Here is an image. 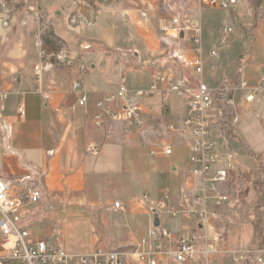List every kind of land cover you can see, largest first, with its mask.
<instances>
[{
  "label": "crops",
  "instance_id": "1",
  "mask_svg": "<svg viewBox=\"0 0 264 264\" xmlns=\"http://www.w3.org/2000/svg\"><path fill=\"white\" fill-rule=\"evenodd\" d=\"M181 1L185 7L175 15L188 14L194 26L204 24L206 56L222 40L227 26L235 31L218 58H206L207 86L235 81L243 74L251 83L264 76V0H248L244 12L243 0L231 12L201 6L196 0ZM12 2L14 15L23 16L18 21L12 14L19 25L9 33L0 14V93L8 94L0 112V178L12 184L13 196L26 186L41 191L40 203L28 205L23 221L34 240L46 239L50 248L62 245L75 255L103 247L122 253L127 264H137L133 255L137 250L154 254L161 264H177L168 252L188 234L197 235L201 253L186 264H200L203 258L206 264H232L233 252L264 243V171L258 170L259 163L264 169V94L255 105L238 97L239 133L247 149L236 146L241 173L231 189L236 197L233 213L219 207L222 221L204 229L197 214L187 212L180 199L182 189L202 194V179L190 174L192 154L185 146L186 136L167 130L171 123L182 125L187 104L158 81L159 75L172 70L178 84L197 85L186 65L192 57L190 37L178 35L171 21L175 15L161 22L160 27L169 29L163 35L135 0ZM30 9L48 21L41 42L37 40L40 25L28 19ZM72 17L77 21L70 25ZM60 54L67 55V62L58 61ZM172 55L178 68L169 62ZM44 59L54 68L38 80L34 69ZM83 63L84 74L78 70ZM123 78L132 91L154 83L161 88L153 96L137 99L144 107L142 129L132 121L112 125L110 112L96 107L101 94L117 88ZM79 79L88 92L85 108L72 92ZM174 96L180 104L172 105ZM20 105L24 116L18 113ZM99 114L106 124H98ZM166 147H171V155ZM243 187H248L244 195ZM145 196L159 207V227L173 233L162 250L151 236L155 216L151 205L143 202ZM116 202L125 209L116 211ZM172 211L177 215L172 216Z\"/></svg>",
  "mask_w": 264,
  "mask_h": 264
},
{
  "label": "built area",
  "instance_id": "2",
  "mask_svg": "<svg viewBox=\"0 0 264 264\" xmlns=\"http://www.w3.org/2000/svg\"><path fill=\"white\" fill-rule=\"evenodd\" d=\"M110 0H101L102 3ZM199 4L211 8H219L225 12L234 11L242 0H196ZM35 14V16H31ZM28 19L40 25L37 40L42 41L48 21H45L41 14L35 9H30ZM92 17V15L90 16ZM33 18V19H32ZM86 19V18H85ZM76 17L70 18V25L75 24ZM173 25L180 33L188 34L190 37V51L192 57L186 62L187 68L197 80L196 86H182L176 82V75L172 70L158 76V81L164 84L166 89L177 95L187 104V113L183 117L182 125L175 123L168 125L169 132H181L185 135V146L192 154L190 164V174L202 179V194L196 195L188 189L181 190V204L187 212H195L199 226L209 227L213 222H221L224 212L219 207H226L233 213V206L236 197L232 194V187L239 182L241 173V162L237 145L242 149H247L243 145L239 125L241 115L239 112L240 99L243 97L247 103L255 105L260 96L264 94V76L256 83L248 81L244 74L235 81L224 80L215 87H209L204 82L206 58H218L222 48L229 44L230 36L234 34L233 27H226L223 31L222 40L215 45L206 56L205 43L203 38L202 22L194 26L188 14L175 15L172 18ZM89 23V20L86 21ZM161 33L167 35L169 29L166 25L161 27ZM59 62H67V55L57 56ZM246 57H243V62ZM72 66L71 61L66 63ZM54 68L51 62L43 61L35 67L38 80H41L44 73L50 72ZM79 72L84 74L87 70L83 63L79 67ZM161 88L154 83L147 89L132 91L127 79L123 78L120 85L111 91L101 94L96 103V107L105 112H110L112 125L132 121L137 127L143 128L142 116L144 107L137 99L153 96L160 92ZM72 92L78 95L79 104L82 107L88 105V92L84 88L83 80H77L72 86ZM48 98V95H46ZM8 94L0 93V112L5 108ZM163 110L168 111V106L163 104ZM18 113L25 115V108L20 105ZM99 125L106 124L103 115L96 117ZM95 155L98 151L91 148ZM167 155L172 154L171 147H166ZM259 173L264 169L259 163ZM12 184L0 178V264H9L21 261L26 264H127L122 253L108 251L100 247L91 254L75 255L67 252L65 247L59 245L50 248L46 239L34 240L33 231L30 227L23 225L24 219L28 216V205H37L42 198L41 191L32 186H26L23 192L17 196L11 195ZM143 202L151 205V210L156 213L159 207L151 203L147 196ZM216 203V208H212V203ZM116 211L124 210L125 206L121 202L114 204ZM172 216L177 213L172 211ZM229 221V220H228ZM151 236L159 241L160 250L166 240L173 239V233L154 227ZM197 235H184L178 241L176 247L168 252L169 256L177 264H186L196 260L199 251ZM137 264H161L154 254L145 251H135L133 253ZM264 264V243L254 247L235 251L232 255V264Z\"/></svg>",
  "mask_w": 264,
  "mask_h": 264
},
{
  "label": "rangeland",
  "instance_id": "3",
  "mask_svg": "<svg viewBox=\"0 0 264 264\" xmlns=\"http://www.w3.org/2000/svg\"><path fill=\"white\" fill-rule=\"evenodd\" d=\"M135 1L137 2L138 8L143 9L145 13L151 16V19L153 20L154 23H156L160 32H161L160 30L161 22L164 21L165 19L170 20L173 17V15H175V13H180V11L182 10L181 8L185 7V5L182 4L181 0H135ZM248 7H249V1L243 0V12L246 11ZM13 8H14V4L12 0H0V14L2 16V19L6 22V25H4L3 23V28L4 30L9 31V33L13 32V28H17L19 25L17 22H15L14 17H12V14L14 15ZM14 16H16L18 21H20L22 20L23 15H21L20 12L19 14L17 13ZM23 21L27 23L24 17H23ZM244 24L246 25V23ZM16 36L17 35L14 34L15 39L17 38ZM180 46L182 47V45ZM170 102L172 103V105L180 104L179 99L175 96L170 98ZM37 237H42V234L37 233ZM200 264H206L204 258L202 259V262H200Z\"/></svg>",
  "mask_w": 264,
  "mask_h": 264
},
{
  "label": "trees",
  "instance_id": "4",
  "mask_svg": "<svg viewBox=\"0 0 264 264\" xmlns=\"http://www.w3.org/2000/svg\"><path fill=\"white\" fill-rule=\"evenodd\" d=\"M169 62L172 63V65L175 67V68H178L179 67V63L178 61L176 60V58L172 55V57L169 58ZM246 182V178H245V172L243 170V183ZM248 191V187L244 188L243 187V195ZM233 193V192H232ZM235 194V193H233Z\"/></svg>",
  "mask_w": 264,
  "mask_h": 264
},
{
  "label": "water",
  "instance_id": "5",
  "mask_svg": "<svg viewBox=\"0 0 264 264\" xmlns=\"http://www.w3.org/2000/svg\"><path fill=\"white\" fill-rule=\"evenodd\" d=\"M181 38H183V33L181 34ZM163 207H164V205H163ZM151 213L154 214V216H155L154 226L155 227H159L160 226V221H159V219L157 217L156 210L155 209H152L151 210Z\"/></svg>",
  "mask_w": 264,
  "mask_h": 264
},
{
  "label": "bare ground",
  "instance_id": "6",
  "mask_svg": "<svg viewBox=\"0 0 264 264\" xmlns=\"http://www.w3.org/2000/svg\"><path fill=\"white\" fill-rule=\"evenodd\" d=\"M2 18V17H1ZM1 20V19H0ZM4 23V25H6V22L2 19V24ZM3 26V25H2Z\"/></svg>",
  "mask_w": 264,
  "mask_h": 264
}]
</instances>
